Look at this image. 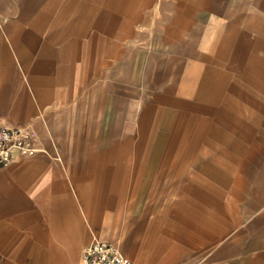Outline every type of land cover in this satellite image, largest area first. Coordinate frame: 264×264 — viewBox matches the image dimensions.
Instances as JSON below:
<instances>
[{
	"label": "crops",
	"instance_id": "crops-1",
	"mask_svg": "<svg viewBox=\"0 0 264 264\" xmlns=\"http://www.w3.org/2000/svg\"><path fill=\"white\" fill-rule=\"evenodd\" d=\"M0 264H264V0H0Z\"/></svg>",
	"mask_w": 264,
	"mask_h": 264
},
{
	"label": "built area",
	"instance_id": "built-area-1",
	"mask_svg": "<svg viewBox=\"0 0 264 264\" xmlns=\"http://www.w3.org/2000/svg\"><path fill=\"white\" fill-rule=\"evenodd\" d=\"M33 151L31 134L23 127H0V170L8 168L16 157ZM83 264H135L123 256L115 243L94 241L83 251Z\"/></svg>",
	"mask_w": 264,
	"mask_h": 264
}]
</instances>
